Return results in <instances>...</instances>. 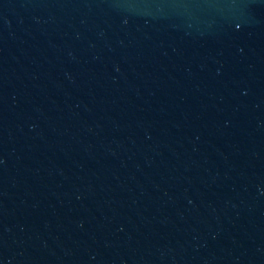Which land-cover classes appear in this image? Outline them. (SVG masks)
<instances>
[{"label":"water","instance_id":"obj_1","mask_svg":"<svg viewBox=\"0 0 264 264\" xmlns=\"http://www.w3.org/2000/svg\"><path fill=\"white\" fill-rule=\"evenodd\" d=\"M0 264H264V0H0Z\"/></svg>","mask_w":264,"mask_h":264}]
</instances>
